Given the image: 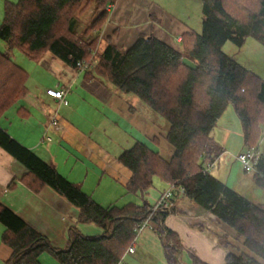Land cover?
<instances>
[{
    "label": "trees",
    "instance_id": "16d2710c",
    "mask_svg": "<svg viewBox=\"0 0 264 264\" xmlns=\"http://www.w3.org/2000/svg\"><path fill=\"white\" fill-rule=\"evenodd\" d=\"M201 31L181 36L176 50L152 34H139L126 49L100 35L108 18L106 0L5 1L0 22V118L28 92L27 73L12 58L17 49L30 59L45 51L85 75L102 78L119 90L131 93L163 117L165 139L172 145L163 158L136 141L118 157L130 171L127 194L139 195V203L102 206L76 183L23 147L0 128V146L26 169L21 181L31 189L46 185L78 209L77 222L94 223L103 233L82 235L68 229L66 249H56L0 203L1 241L10 249L4 264H41L47 253L59 264H116L134 239L137 225L150 216L164 246L168 264H180V240L163 225L167 210L146 201L155 178L182 189L188 199L230 226L243 238L251 253H228L225 264H264V206L255 204L207 170L222 148L211 133L229 105L240 121L245 150L254 149V183L264 187V150L257 143L264 133V79L222 51L230 41L241 47L246 37L264 43V0H200ZM93 17H80L89 5ZM81 62L84 67H78ZM246 172V171H245ZM168 189V188H167ZM174 209V208H173ZM172 209V210H173ZM171 211V210H170ZM220 242L227 245L223 239ZM192 264H205L192 256Z\"/></svg>",
    "mask_w": 264,
    "mask_h": 264
},
{
    "label": "crops",
    "instance_id": "0c3cea01",
    "mask_svg": "<svg viewBox=\"0 0 264 264\" xmlns=\"http://www.w3.org/2000/svg\"><path fill=\"white\" fill-rule=\"evenodd\" d=\"M5 1L16 0H0V22ZM168 1L106 0L104 9L108 11V18L101 31L100 48L110 39L117 47L126 49L139 34H152L179 50L181 36L196 32L188 14L191 0H175L174 4L172 0L170 6ZM24 56L26 58L17 54L16 63L27 73L28 92L1 116L0 128L53 165L64 178L79 185L96 203L108 206L119 198H129L124 188L131 171L118 157L136 141L155 150L147 142H157L154 135L157 117L146 110L136 96L135 99L90 73L85 75L84 69L71 67L49 51L36 60ZM231 57L236 61V55ZM48 89H63L65 94L57 98L48 94ZM211 135L222 151L210 171L235 192L264 206V187L254 183L253 173L243 171L236 158L245 147L235 112L224 111ZM256 147L259 152L264 150V133ZM21 164L0 146L2 206L45 236L56 249L67 248L71 227L85 236L103 233L94 223L77 222L78 209L52 188L43 185L34 190L25 185L20 180L26 172ZM156 179L145 194L151 205L169 188L166 182ZM173 191L176 193L174 209L166 213L163 225L180 240V264H192V256L205 264H225L228 253L251 255L234 229L188 199L179 188ZM135 196L139 195H132ZM129 199V202L139 203L140 198ZM154 226L152 222L136 232L130 244L134 252L122 254L125 264H168ZM2 231L0 223V233ZM221 238L227 245L220 242ZM10 254L0 234V264H4ZM38 259L41 264H59L47 253Z\"/></svg>",
    "mask_w": 264,
    "mask_h": 264
},
{
    "label": "rangeland",
    "instance_id": "374dc122",
    "mask_svg": "<svg viewBox=\"0 0 264 264\" xmlns=\"http://www.w3.org/2000/svg\"><path fill=\"white\" fill-rule=\"evenodd\" d=\"M15 1V0H14ZM156 1H160V0H156ZM162 1V0H161ZM172 0H169L167 2V4L170 6V2ZM177 1V0H176ZM191 4L189 6V16L191 19V24L194 30H196V32H200L201 31V1L200 0H191L190 1ZM173 4L175 3V0H173L172 2ZM164 4V3H163ZM93 7L92 4H89L83 11L81 14V18L83 19L84 22H89L91 20V18L93 17ZM5 45L3 44V42L0 41V50H4ZM222 51L228 55H236V62H238L239 64H241L243 67L249 69L250 71H253V73H255L257 75V77L259 76L261 79H264V43L259 42L257 39H254L253 37H246V40L244 42V44L241 47H237L235 46L233 43H231L230 41H227L223 47H222ZM16 52V53H15ZM11 58L16 62L17 58V54L19 56H22L23 58H26L24 55H22L23 53H21L20 51H18L17 49H12L11 52ZM15 55V56H14ZM123 93V92H121ZM129 96H134L133 94L129 93ZM136 99V97H135ZM140 101V99H138ZM132 102V100L130 101V103ZM142 104H144L146 106V110H149L150 112H152V114L154 116H156V127L154 129L155 133L154 135H156L157 137V142H147L149 144V146L153 147V149L155 148V150H159V154L164 157L165 159L168 160V158H170V156L172 155V151H173V147L172 145L165 139L164 135L165 132L167 130L168 127V123L167 121L161 117L160 115H158L155 111H153L149 106H147L143 101ZM226 112H234L233 110V106L229 105L227 107V109L225 110ZM226 113V117H227ZM155 118V117H154ZM237 155V154H236ZM156 179V178H155ZM157 182V179L155 180V184ZM130 199H136L137 197L135 196L134 198L132 197L131 194H128ZM131 196V197H130ZM128 197H123V198H119L116 202L113 201V203L118 206L125 204V201H128L129 199ZM127 199V200H126ZM129 199V200H130Z\"/></svg>",
    "mask_w": 264,
    "mask_h": 264
},
{
    "label": "built area",
    "instance_id": "2783aa9c",
    "mask_svg": "<svg viewBox=\"0 0 264 264\" xmlns=\"http://www.w3.org/2000/svg\"><path fill=\"white\" fill-rule=\"evenodd\" d=\"M77 66L84 67L81 62H79ZM47 93L57 98H62L63 95L65 94V91L63 89H59V90L48 89ZM236 158L239 160L243 171L251 172L254 169V165L257 161L258 152L254 149L253 150L252 149L243 150L242 152L237 154ZM212 166H213V161L207 164V170H211ZM180 191L182 192V189ZM174 199L175 197H174L172 190L168 188L165 191H163L161 195L159 196V198L156 200L155 207L160 206L170 212V210H172L175 205ZM151 223H152V220L150 216H148L147 218H145L142 222H140L137 225L136 231L139 232L144 227L150 226ZM126 252L132 254L134 252V246L133 245L128 246ZM116 264H125V262L123 261V257L120 258Z\"/></svg>",
    "mask_w": 264,
    "mask_h": 264
}]
</instances>
